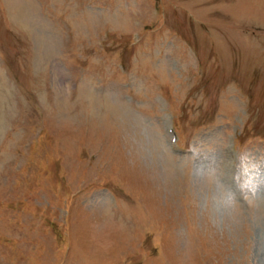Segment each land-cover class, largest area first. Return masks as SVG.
I'll list each match as a JSON object with an SVG mask.
<instances>
[{"label":"rangeland","instance_id":"rangeland-1","mask_svg":"<svg viewBox=\"0 0 264 264\" xmlns=\"http://www.w3.org/2000/svg\"><path fill=\"white\" fill-rule=\"evenodd\" d=\"M0 264H264V0H0Z\"/></svg>","mask_w":264,"mask_h":264},{"label":"clouds","instance_id":"clouds-1","mask_svg":"<svg viewBox=\"0 0 264 264\" xmlns=\"http://www.w3.org/2000/svg\"><path fill=\"white\" fill-rule=\"evenodd\" d=\"M250 191L252 192V195H256L257 194V191H258V187L257 188L250 189Z\"/></svg>","mask_w":264,"mask_h":264}]
</instances>
